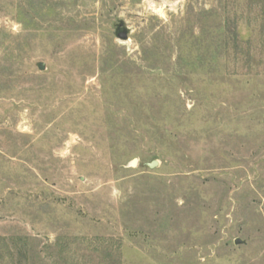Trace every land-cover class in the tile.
<instances>
[{
	"label": "rangeland",
	"instance_id": "374dc122",
	"mask_svg": "<svg viewBox=\"0 0 264 264\" xmlns=\"http://www.w3.org/2000/svg\"><path fill=\"white\" fill-rule=\"evenodd\" d=\"M258 14L0 0V264H264Z\"/></svg>",
	"mask_w": 264,
	"mask_h": 264
},
{
	"label": "trees",
	"instance_id": "16d2710c",
	"mask_svg": "<svg viewBox=\"0 0 264 264\" xmlns=\"http://www.w3.org/2000/svg\"><path fill=\"white\" fill-rule=\"evenodd\" d=\"M250 5H255L259 9V14L253 18L252 23L255 26H260L264 31V0H250ZM239 21H241V16L235 15L233 21L230 22L237 24ZM248 23L251 24V21Z\"/></svg>",
	"mask_w": 264,
	"mask_h": 264
},
{
	"label": "water",
	"instance_id": "95a60500",
	"mask_svg": "<svg viewBox=\"0 0 264 264\" xmlns=\"http://www.w3.org/2000/svg\"><path fill=\"white\" fill-rule=\"evenodd\" d=\"M161 12V10L159 11ZM127 33H128V30L127 29H124V28H121V24H119L117 26V29H116V35L118 37H120L121 39L125 40L127 38ZM37 67L40 69V70H43L45 68V64L44 62H38L37 64ZM157 161L156 160H152L150 162H147L146 163V166L148 168H154L155 166H157ZM235 243H240V240L239 239H236L235 240Z\"/></svg>",
	"mask_w": 264,
	"mask_h": 264
}]
</instances>
